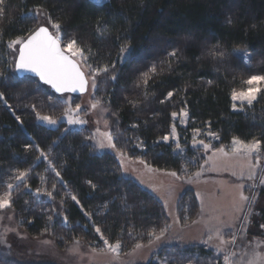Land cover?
I'll list each match as a JSON object with an SVG mask.
<instances>
[{"label": "trees", "instance_id": "1", "mask_svg": "<svg viewBox=\"0 0 264 264\" xmlns=\"http://www.w3.org/2000/svg\"><path fill=\"white\" fill-rule=\"evenodd\" d=\"M35 9L51 16L54 34L51 24H60L63 46L75 38L84 50L83 56L74 58L89 78L85 94L108 109L117 153L190 178L208 170L207 152L199 141L211 145L210 152L231 151L237 138L244 143L261 141L253 161L264 162V89L252 104L237 110L232 96L233 90L248 88L251 76L264 75V0H5L0 15V72L4 73L0 91L15 113L0 101V194L13 184L11 210L28 235L50 238L60 249L82 241L103 250L104 238L110 243L119 240L123 254L137 243L155 239L152 232L159 236L166 226L165 233L169 232L172 225L163 201L125 176L117 155L98 152L86 139L92 137L88 127L73 128L63 120L47 126L38 120L37 113L58 120L69 104L37 77L16 74L17 55L8 44L40 26ZM123 45L128 48L121 53ZM235 50L249 53L250 63ZM173 51L175 56L170 55ZM105 65L109 71L96 74L93 90L90 73ZM143 73H148L147 84ZM80 100L74 96L72 104ZM183 110L188 112L186 126L172 115ZM173 125L183 151L177 149L178 143L162 140ZM200 129L202 134L193 138L191 132ZM194 139L198 144L193 145ZM29 144L30 150L25 148ZM35 145L48 153L47 160ZM16 169H31L23 183L15 180ZM36 189L41 193L36 194ZM73 195L79 203L71 199ZM258 197H264V188ZM177 211L181 226L199 217L200 200L194 188L179 195ZM256 212L264 218V208ZM224 257L206 242H195L163 246L140 264H221ZM0 264L24 263L0 253Z\"/></svg>", "mask_w": 264, "mask_h": 264}, {"label": "rangeland", "instance_id": "2", "mask_svg": "<svg viewBox=\"0 0 264 264\" xmlns=\"http://www.w3.org/2000/svg\"><path fill=\"white\" fill-rule=\"evenodd\" d=\"M35 15L39 18V25H49L44 14L40 12L39 15L37 13ZM18 47L19 45H16L15 48H12L14 55H17ZM248 87H258L262 90L264 82L248 85ZM259 92L256 93V98ZM61 97L69 104L68 108L75 109L77 104L81 105L79 117L87 121L83 125L69 124L70 127L82 128L86 126L92 136L97 134V129H99V134L110 131V123L107 119L108 109L102 104H99L96 109H91L93 101L89 94L80 96V102L75 104H72L74 95L64 94ZM233 104L235 105L233 108L237 110L248 103L233 99ZM184 112L187 110L176 113L174 116L181 126H186L188 123V112L187 116L184 115ZM70 115L75 119L77 114L72 112ZM67 119L68 117L63 114L57 120L56 125L60 123V120L67 122ZM38 120L47 126H56L39 118ZM170 130L171 132L166 135L169 139L162 140L179 144L180 134L177 127L173 125ZM200 134H202L201 129L191 132L193 138H197ZM252 142L254 141L243 142L240 145L241 151L236 153L232 150L233 142L231 151L224 150L223 154L217 153L219 151L210 152L209 148L204 147L207 152V164L211 168L206 170V175H203L204 172H200L199 175L190 176V178L173 176L171 175L173 171H158L140 160H130L124 154L121 156V152L117 153V150L113 148L97 149L98 152L110 151L117 155L123 168V174L137 180L163 201L172 224L169 232L161 236L160 239H153L151 243L143 244L140 248L134 247L128 253L121 254L119 252V255L111 252L107 247L97 250L82 241L79 243L76 241L65 249H60L54 240L47 237L33 238L20 229L14 212L9 207L0 209V253L10 255L16 261L24 264H140L146 263L151 255L163 246L206 242L216 252L220 251L225 256L235 253V256H231L232 264H247L253 250L264 255V236L261 235L264 234V228H261V225H264V218L262 219L256 212L264 208V197H258L260 189L264 188V182H262L264 181V162L253 161V156L259 150L252 155L244 154V146ZM92 143L95 145L94 140ZM209 170L217 175L214 173L216 176L207 177V174L210 173ZM189 188H194L196 191V195L201 201V211L199 217L191 225L181 226L178 223V198ZM247 189L248 194L243 192ZM241 192L249 197V201L240 199ZM253 197L255 199H252ZM256 213L258 216L255 215ZM217 230H219V236L216 234ZM233 235L237 238L235 244L220 245L221 237L230 241ZM210 236L212 239H209ZM258 244L259 247H257ZM221 264H225L224 259Z\"/></svg>", "mask_w": 264, "mask_h": 264}, {"label": "snow or ice", "instance_id": "3", "mask_svg": "<svg viewBox=\"0 0 264 264\" xmlns=\"http://www.w3.org/2000/svg\"><path fill=\"white\" fill-rule=\"evenodd\" d=\"M5 9V0H0V15L4 13ZM37 15L40 14L39 9L34 10ZM49 21H51V16L47 13H43ZM51 27L55 30L54 34L52 31H49V27L46 26H40L36 28L35 30L31 31V33L26 38H18L16 40L9 41L8 46L10 48H15L16 45H20L18 49V57H14V67L17 70H23V71H30L37 73L39 77L44 80L46 83L50 84L57 92L64 93V92H81L83 93L86 91L89 80L86 78L84 71H82L80 64L74 59L75 56H83L84 50L80 48L77 45V41L75 38L68 39L65 43V45L61 46V36H60V24L59 23H52ZM128 48V45L121 46V53L125 52ZM236 54L238 56H243L245 63H250L249 53L241 52L240 50H235ZM171 56H175L176 52L173 51L170 53ZM219 56H224L223 52L218 53ZM113 69L115 68V65L113 64L111 66ZM109 71V66L105 65L103 68H96L91 71V86L93 90L96 89V74L100 72L107 73ZM152 72L156 71L155 66L151 69ZM4 75L3 72H0V77ZM142 76L144 77L143 83L147 84L148 82V73H143ZM112 80H115V75H112L110 77ZM258 82H264V75H253L251 76L246 83L248 85H255ZM211 83V81H209ZM260 89L258 87H248L246 91L236 92L233 90L232 96L233 99H239L243 101H247L248 104H251L256 99V93L259 92ZM173 96L172 92H169L167 94V97L170 98ZM0 101H3L4 104L9 108L10 111L15 113V109L12 108L10 104H8L7 99L5 98V93L3 91H0ZM99 100L91 104V109H96L99 106ZM33 109H35L36 105H31ZM235 107V105H234ZM81 109V105L77 104L75 109H72L69 107L65 110L64 116L68 117L67 123L70 125H83L86 124L87 121L84 119H81L79 117V112ZM75 112L76 118L73 119L70 113ZM37 117L42 120L46 121L48 124L56 125L57 120L53 119L51 116H40L39 113L36 114ZM173 116L176 115V113L172 114ZM184 115L187 116V112H184ZM16 120L22 125L23 121L19 116L15 117ZM105 124L107 125V122L105 121ZM175 129L173 128V131ZM69 131L68 129H65V132ZM198 131V130H197ZM97 134H94L92 137L86 138L91 139L95 141V147L97 149H104L105 147L113 148L115 149L116 145L113 142V134L111 131L105 132L103 134H99V129L96 130ZM164 140H168L169 137L165 136L163 137ZM197 141L193 140V145H195ZM199 143L205 147L210 148L211 145H204L203 141H199ZM243 142L234 139L233 140V152H240L241 148L240 145H242ZM33 145L29 144L26 145V149H31ZM36 150L40 153V156H42L45 160L48 159V153H45L43 149L39 147V145H35ZM261 147V141L255 140L254 142L245 145L244 146V154L245 155H252L253 153H256ZM177 149H180V145L177 144ZM183 151L182 149H180ZM219 152H223L224 149L220 148L217 149ZM121 156H123V153H120ZM40 157H37L39 159ZM257 162H259V155H257ZM49 167L53 169L55 172V175L57 177L60 176L59 171L56 170L55 165L49 160ZM207 163V161H205ZM31 169L26 170H15V180L23 183L26 178L29 175V172ZM171 175L176 176V172H172ZM196 175H199V173H196ZM251 179V175L249 177ZM264 182V181H262ZM89 184H92L91 181H88ZM18 186V185H17ZM27 187V185H25ZM92 187L95 188L96 185L92 184ZM7 188L9 191L4 192L3 194H0V209L9 208L12 204V191L13 184L9 183L7 185ZM53 189H55V185H53ZM36 194L41 193V189L35 190ZM48 197H52V192L47 191L46 192ZM72 200L79 203L77 197L73 195L71 197ZM240 199L242 201H249V197L244 195L243 192L240 193ZM252 199H255L253 197ZM107 207V204L104 205ZM86 215L91 216V213H86ZM65 217V222H66ZM261 228H264V225H261ZM95 231L100 234L101 237H103V233L101 232V229L99 227L95 228ZM165 231H167V226L164 229L160 230L159 236L155 234V232L150 233L152 237L155 239H160L161 236L164 235ZM216 234L219 236V230H217ZM209 239H212L210 236ZM236 236L233 235L231 237V240H224L222 237L220 239V245L224 244H235L236 242ZM79 243V241H77ZM103 243L107 247L108 250H110L113 253H116L119 255V251L121 249V241L116 240L115 243H110L107 238L103 239ZM151 243V240L149 241ZM136 248L142 247L140 243H137ZM259 247V244L257 245ZM231 256H235V253H231L230 255H226L224 257L225 264H232ZM247 264H264V255H262L260 252L253 250L251 253L250 258L247 261Z\"/></svg>", "mask_w": 264, "mask_h": 264}, {"label": "water", "instance_id": "4", "mask_svg": "<svg viewBox=\"0 0 264 264\" xmlns=\"http://www.w3.org/2000/svg\"><path fill=\"white\" fill-rule=\"evenodd\" d=\"M40 26H46V27H49V25H47V24H44V25H40ZM40 26H38V27H40ZM37 27V28H38ZM49 31H52L53 32V30L49 27ZM54 33V32H53ZM61 46L63 47V45H62V42H61ZM19 47H20V45H19ZM19 47H18V49H19ZM16 57H18V51H17V56ZM75 59V58H74ZM76 60V59H75ZM77 61V60H76ZM78 62V61H77ZM80 64V63H79ZM80 66H81V64H80ZM81 69H82V71H84L83 70V68H82V66H81ZM15 71H16V74H17V76L18 77H21V78H23V76H31V77H37L38 79H39V81L43 84V85H47L48 87H50L51 88V90L54 92V93H56L57 95L59 94V95H64V94H71V95H74V96H82L83 94H85V93H87L88 92V89H89V86L87 87V89H86V91H84L83 93H81V92H64V93H59V92H57L50 84H48V83H46L44 80H42L40 77H39V75L37 74V73H34V72H30V71H23V70H17V69H15ZM84 73H85V71H84ZM85 76H86V78H88V76L86 75V73H85ZM88 80H89V78H88ZM89 85V84H88Z\"/></svg>", "mask_w": 264, "mask_h": 264}, {"label": "crops", "instance_id": "5", "mask_svg": "<svg viewBox=\"0 0 264 264\" xmlns=\"http://www.w3.org/2000/svg\"><path fill=\"white\" fill-rule=\"evenodd\" d=\"M217 153H221V154H223L222 152H217ZM230 155H231V154H230ZM207 159H208V158H207ZM207 167H208V168H209V167L211 168V166L208 165V164H207ZM209 172H210V173L207 174V177H209V178H212L213 175H215V174L217 175V173H215V172L212 173L210 170H209ZM214 173H215V174H214ZM216 175H215V176H216ZM219 175H220V174H219ZM205 179H206V177H205ZM207 179H208V178H207ZM243 192L245 193V190H243ZM197 198H198V197H197ZM199 200H200V199H199ZM200 204H201V201H200Z\"/></svg>", "mask_w": 264, "mask_h": 264}]
</instances>
